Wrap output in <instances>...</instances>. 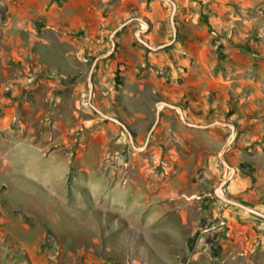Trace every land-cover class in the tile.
Masks as SVG:
<instances>
[{
	"label": "rangeland",
	"instance_id": "rangeland-1",
	"mask_svg": "<svg viewBox=\"0 0 264 264\" xmlns=\"http://www.w3.org/2000/svg\"><path fill=\"white\" fill-rule=\"evenodd\" d=\"M117 1L94 0L96 12L89 27L55 29L45 15L31 14L43 1L0 0L2 123L14 127L20 120L15 107H26L32 100L44 105L48 92H55L58 85L65 84L67 101L80 107L82 117L89 113L115 128L103 166L120 174L122 184L123 166L116 165V158L125 157L127 169L143 159L152 163L156 152H176L185 160L200 158L202 148L197 151L192 147L191 152L196 155L180 150L189 141L179 137L185 127L192 125L180 118L178 109L164 104L159 105V119L145 148H134L121 125L105 119L88 104V75L95 61L91 103L119 118L131 132L136 147L145 143L159 101L180 107L187 122L205 125L221 121L234 128L232 131L231 126L220 124L207 127L218 134V137L213 134L214 152L207 156L212 164L205 161L199 167V171L208 168L210 175L206 188L209 195L205 198L209 213L186 247L172 246L179 242L158 235L157 247L164 253L163 258L126 255L123 233L121 236L118 232H104L103 228L108 226L103 227L102 223L88 224L85 210L80 225L83 231L76 239L62 241L68 253L62 255L52 249L46 260L49 264H144L141 258L146 257L154 258L156 264H264V219L224 203L213 192L219 181L231 173L221 163L222 155L235 167L222 188L223 194L241 203L249 200L255 206H248L264 212V0H173L176 3L174 40L168 1L160 0L165 16L158 28L142 12L149 8L150 0H136L139 5L136 9L115 20L111 5ZM134 21H140L138 29L142 32L138 31V36L151 46L171 43L151 49L134 33L133 41L125 45L123 31ZM148 28L156 31L157 39L145 38L142 33ZM44 39L48 44H42ZM46 60L53 68L58 67L57 72L49 69ZM49 78L53 87L49 85L47 89ZM156 131L160 134L154 138ZM73 175L71 171L69 190L77 189ZM80 191L87 201L86 192ZM211 202H216V206H210ZM4 211L23 214L0 191V243L6 242L4 234L9 235L3 228ZM92 232L96 235L100 232L101 239L93 240L88 234ZM14 247L0 245V264H28L24 256L16 255Z\"/></svg>",
	"mask_w": 264,
	"mask_h": 264
},
{
	"label": "crops",
	"instance_id": "crops-1",
	"mask_svg": "<svg viewBox=\"0 0 264 264\" xmlns=\"http://www.w3.org/2000/svg\"><path fill=\"white\" fill-rule=\"evenodd\" d=\"M41 1V7L31 9V14L45 15L55 29L89 27L95 17L94 0H63L61 4ZM137 6L136 0H118L111 5L113 18L125 17ZM142 12L157 23L155 28L165 16L160 0H150L149 8ZM139 26L140 21H134L123 31L125 45L133 41ZM155 32L148 28L142 34L153 41L158 38ZM42 44L48 41L44 39ZM49 64V69L57 72L58 67ZM47 84V89L53 87L51 79ZM58 86L55 92H48L44 105L32 100L26 107H15L20 120L14 127L0 119V191L9 204L23 212L2 213L3 228L15 245L25 251L32 264H49L46 257L52 249L62 255L68 253L62 241L76 239L83 231L80 225L87 210L88 224L102 223L108 226L104 232L123 233L126 255L163 258L164 253L157 247L158 235L179 242L172 246L186 247L209 213L205 198L209 195L206 188L210 175L208 168L199 171V167L205 161L212 164L207 156L214 152L211 146L215 131L185 127L179 138L187 139L189 144L183 143L180 150L196 155L192 147L197 151L202 148L199 159L185 160L176 152H156L152 163L143 159L127 169L126 183L122 184L120 174L103 166L115 128L89 113L82 117L80 107L67 101L66 85ZM158 134L156 131L153 137ZM71 171L77 189L69 190ZM80 189L86 192L87 201ZM243 203L255 206L249 200ZM210 206H216V202ZM88 234L93 240L101 239L100 232ZM134 240L144 242L131 244ZM146 257L141 258L144 264H156L154 258Z\"/></svg>",
	"mask_w": 264,
	"mask_h": 264
},
{
	"label": "water",
	"instance_id": "water-1",
	"mask_svg": "<svg viewBox=\"0 0 264 264\" xmlns=\"http://www.w3.org/2000/svg\"><path fill=\"white\" fill-rule=\"evenodd\" d=\"M166 1H168V2L171 4V13H170V15H169V21H170V24H171V27H172V34H173V38H172V40H174V38H175V34H176V29H175V25H174V14H175V11H176V3H175L173 0H166ZM141 21H143V20H141ZM127 22H128V20L122 22L118 27H116V28L113 30V33H115L119 28H121L122 26H124L125 23H127ZM143 22H144V21H143ZM144 23H145V22H144ZM138 31H139V32H142V29H137V30L135 31V35H136L137 39H138L139 41H141V42H142L145 46H147L148 48H151V49L163 48V47H165V46H167L168 44L171 43V41H169V42H166V43H161V44L156 45V46H151V45L148 43V41H146L145 39H143V38H141V37L138 36ZM112 43H113V42H112ZM94 65H95V61L93 62L92 66H91V68H90V71H89V75H88V82H89L88 104L91 106V108H92L93 110H95L97 113H99V114H100L102 117H104L105 119L112 120V121L116 122L117 124L121 125V127L127 132L128 137H129V141H130L131 145H132L134 148L138 149V150H142V149L145 148V146H146V144H147V142H148V140H149L150 134H151L153 128L155 127V125H156V123H157V121H158V119H159V115H160L159 105H161V104L167 105V106H169V107H171V108H176V109H178L179 112H180V118H181L185 123H187L188 125L197 126V127H208V126H211V125H213V124H220V125H223V126H224V125H229V126H231L232 131H233L234 125H232V124H228V123H224V122H221V121H214V122H211V123H208V124H205V125H201V124H198V123L187 122V121L184 120V117H183V114H182V112H181V108H180V107H178V106H174V105H171V104H169V103L166 102V101H159V102L156 103V105H157V110H156L155 120H154V123L152 124L151 128L149 129V131H148V133H147L145 143H144L143 146L140 147V148H139V147H136V146L134 145V143H133V136H132L131 132L129 131V129L127 128V126H126V125H125V124H124L119 118L104 113L103 111H101L99 108L95 107V106L91 103V97H92V93H93V83H92V81H91V75H92V70H93ZM228 141H229V140H228ZM228 141H227V142H228ZM226 145H227V143L223 146V150H222V152L225 150ZM220 161H221V163H222L226 168L230 169L231 173H230V175H229L227 178H222V179L219 181L218 185H217V186L214 188V190H213L214 195H215L216 197H218L220 200H222L224 203H228V204H231V205L237 206V207H239V208H241V209H243V210H245V211H247V212H249V213H251V214H253V215H255V216L259 217V218H261V219H264V212L259 211V210L255 209V208H253V207H250V206H248V205H246V204H243V203H241V202H239V201H236V200H233V199H229V198H227V197L223 194V192H222V188H223V186L227 183L228 179L232 176L233 172L235 171V167L229 165V164L227 163V161L224 159V157H223L222 155L220 156Z\"/></svg>",
	"mask_w": 264,
	"mask_h": 264
},
{
	"label": "trees",
	"instance_id": "trees-1",
	"mask_svg": "<svg viewBox=\"0 0 264 264\" xmlns=\"http://www.w3.org/2000/svg\"><path fill=\"white\" fill-rule=\"evenodd\" d=\"M3 239L6 240V242L5 243L1 242L0 245H5V246L13 245V246H15L14 247V252H16V255H22V256H24L25 257V260L29 264V260H28V258L26 256L25 251H23L22 249H20L19 247H17L15 245V242H14V240L12 239V237L10 235L4 234L3 235Z\"/></svg>",
	"mask_w": 264,
	"mask_h": 264
},
{
	"label": "built area",
	"instance_id": "built-area-1",
	"mask_svg": "<svg viewBox=\"0 0 264 264\" xmlns=\"http://www.w3.org/2000/svg\"><path fill=\"white\" fill-rule=\"evenodd\" d=\"M116 165L117 166H120L122 165L123 166V182L126 183V176H125V171L128 167V162L126 161L125 157L123 158H116Z\"/></svg>",
	"mask_w": 264,
	"mask_h": 264
}]
</instances>
